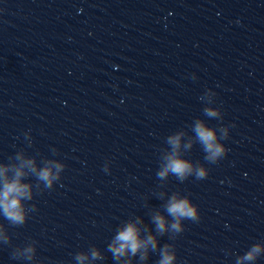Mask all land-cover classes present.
Segmentation results:
<instances>
[{"label":"clouds","instance_id":"9594fccd","mask_svg":"<svg viewBox=\"0 0 264 264\" xmlns=\"http://www.w3.org/2000/svg\"><path fill=\"white\" fill-rule=\"evenodd\" d=\"M210 115H215V113H209ZM199 140L205 145L206 151L210 153L209 159L214 160L216 157L221 156L224 149L214 143L215 136L214 133L205 128L202 124H197L195 129ZM170 143L174 147L179 145V137L172 138ZM29 166H32V161H26ZM34 170V169H33ZM3 169H0V176H3ZM168 172H171L177 178L183 180L187 174L192 172L191 165L181 159L176 158L175 153L168 158V164L158 175L164 177ZM23 175L22 171L19 169L15 170V178L9 181L7 177L3 179L2 190H0V209L3 210V214L6 219L12 221L13 223L22 224L24 222L23 208L20 204L21 198L30 199L29 186L27 184L20 183V177ZM38 179L44 181L46 186H50L55 176H52L48 169L41 170L38 174ZM197 178H203L205 172L203 169L197 170ZM167 212L174 219V223L171 224V228L176 232H181L183 229L180 225L181 219H188L192 221L197 220V212L195 206L190 204L187 199H177L175 196L169 201L167 206ZM153 221L157 226L159 232L163 233L165 231V220L159 214L153 217ZM148 245H151L153 249L156 248V241L153 236L149 235L146 240H141L139 238V230L135 225L129 224L123 231H121L115 238L114 243L110 246V250L113 252L116 258L125 255L126 251L131 252L133 255L137 253L140 249H146ZM26 251L31 252V249ZM259 248H254L252 252H249L244 259H253V253L258 252ZM96 255L95 253L93 254ZM162 259L159 264H172L174 259L173 255H169L168 246L162 249L161 252ZM145 256L142 255L141 259Z\"/></svg>","mask_w":264,"mask_h":264}]
</instances>
